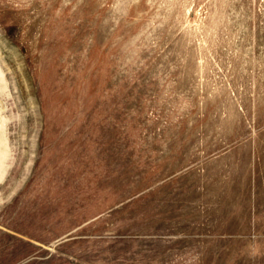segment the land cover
Instances as JSON below:
<instances>
[{
  "label": "rangeland",
  "instance_id": "374dc122",
  "mask_svg": "<svg viewBox=\"0 0 264 264\" xmlns=\"http://www.w3.org/2000/svg\"><path fill=\"white\" fill-rule=\"evenodd\" d=\"M1 149L0 264H264V0H0Z\"/></svg>",
  "mask_w": 264,
  "mask_h": 264
},
{
  "label": "bare ground",
  "instance_id": "6f19581e",
  "mask_svg": "<svg viewBox=\"0 0 264 264\" xmlns=\"http://www.w3.org/2000/svg\"><path fill=\"white\" fill-rule=\"evenodd\" d=\"M1 143H2V142H1ZM1 154H3V150H2V149L0 150V158H1Z\"/></svg>",
  "mask_w": 264,
  "mask_h": 264
}]
</instances>
